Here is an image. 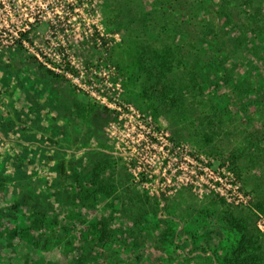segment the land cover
<instances>
[{"label": "rangeland", "instance_id": "1", "mask_svg": "<svg viewBox=\"0 0 264 264\" xmlns=\"http://www.w3.org/2000/svg\"><path fill=\"white\" fill-rule=\"evenodd\" d=\"M75 1L0 0V264H264V1ZM170 48L226 54L234 82L145 97L142 54Z\"/></svg>", "mask_w": 264, "mask_h": 264}, {"label": "trees", "instance_id": "2", "mask_svg": "<svg viewBox=\"0 0 264 264\" xmlns=\"http://www.w3.org/2000/svg\"><path fill=\"white\" fill-rule=\"evenodd\" d=\"M259 2L264 0H258ZM75 8H82L86 0H76ZM165 3L170 10V14H178L175 8L171 3L163 0L162 3ZM249 3L245 0V3H241V7L248 6ZM163 5V4H162ZM196 9V3L192 4L190 15L187 19H183V21H179L180 24L187 25L188 31L186 32L187 38L190 40L191 38H198L200 32H198V25L196 22V16H194V11ZM221 13H225V9L220 6ZM261 9L258 10V13H261ZM172 16V15H170ZM167 24L164 29V32L167 30H172L176 35L181 36L180 25L179 23L172 21L171 23L168 19H165ZM145 21V19H143ZM187 22V23H186ZM179 25V26H178ZM179 27V28H177ZM32 24L28 30H23V32L18 33V37L14 40L16 47L19 49L25 50L26 45L29 47L34 46L33 38L30 36ZM95 43L99 42V45L102 47L106 46V40L104 37H101L96 31H94L92 35ZM204 39V37H203ZM224 39L228 40V37ZM223 37L220 39V42L224 40ZM206 43V40H204ZM175 48L181 50L182 47L175 45ZM164 52V51H163ZM206 52V51H205ZM203 52V53H205ZM151 54L154 57L148 58L146 54H142L143 61H147L148 64H144L142 69L144 72H147V79L142 83L143 94L145 97L156 96L157 101L166 104L167 101H173L176 104L183 105L187 97L193 101L200 98L202 102H207V99L211 102V105L215 104V96L219 95L220 90L224 91V87H222L223 82L221 81V77L228 78L229 83L234 82V73L231 70V66L229 61L226 60V54H223L221 58L222 61H180L177 60L176 52H174L171 48L166 50L164 54L159 53L158 51H152ZM60 58L62 61H66L65 55L60 54ZM187 58H191V54L187 53ZM225 58V60H224ZM33 61H39L36 57L32 58ZM38 69L45 68L41 63H37ZM195 66L194 69L192 67ZM48 76L65 81V73L72 76L77 77V73L67 68L66 70H62L61 73H55L48 69H44ZM222 75V76H221ZM228 82L226 83V85ZM234 86V85H233ZM152 91V92H151ZM151 92V93H150ZM201 92V93H200ZM202 94V95H201ZM206 94V97L203 96ZM220 97L223 99L222 103H219V106H224L223 112H227V108H231L229 105V101L225 93H221ZM243 99V97L241 98ZM193 101L190 103L194 105ZM57 171L59 176H64L65 169L64 164L60 163L57 167ZM106 229H100V241L104 242V238L106 236Z\"/></svg>", "mask_w": 264, "mask_h": 264}, {"label": "built area", "instance_id": "3", "mask_svg": "<svg viewBox=\"0 0 264 264\" xmlns=\"http://www.w3.org/2000/svg\"><path fill=\"white\" fill-rule=\"evenodd\" d=\"M65 76H67V74L65 73Z\"/></svg>", "mask_w": 264, "mask_h": 264}]
</instances>
